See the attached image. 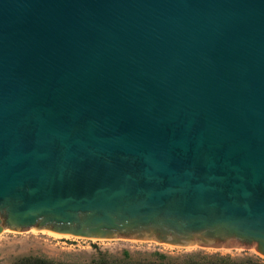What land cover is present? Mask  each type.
I'll list each match as a JSON object with an SVG mask.
<instances>
[{
  "label": "water",
  "instance_id": "obj_1",
  "mask_svg": "<svg viewBox=\"0 0 264 264\" xmlns=\"http://www.w3.org/2000/svg\"><path fill=\"white\" fill-rule=\"evenodd\" d=\"M264 258V0H0V235Z\"/></svg>",
  "mask_w": 264,
  "mask_h": 264
},
{
  "label": "rangeland",
  "instance_id": "obj_2",
  "mask_svg": "<svg viewBox=\"0 0 264 264\" xmlns=\"http://www.w3.org/2000/svg\"><path fill=\"white\" fill-rule=\"evenodd\" d=\"M192 253H220L236 259H261L254 250H204L199 248H177L150 242L124 239L108 242H72L50 233L33 229L30 233L5 230L0 235V264H12L16 260L35 256L70 263H89L100 254L111 260L129 258L135 262L160 260L177 262Z\"/></svg>",
  "mask_w": 264,
  "mask_h": 264
},
{
  "label": "trees",
  "instance_id": "obj_3",
  "mask_svg": "<svg viewBox=\"0 0 264 264\" xmlns=\"http://www.w3.org/2000/svg\"><path fill=\"white\" fill-rule=\"evenodd\" d=\"M12 264H80L70 263L64 261H55L42 257L27 256L22 257ZM84 264H264V260L245 258L236 259L230 255H222L220 253L208 254V253H192L186 255L183 259L177 262L167 261L164 256L160 257V260L148 261V262H135L129 258L121 260H111L104 255L100 254L98 258L92 260L89 263Z\"/></svg>",
  "mask_w": 264,
  "mask_h": 264
},
{
  "label": "bare ground",
  "instance_id": "obj_4",
  "mask_svg": "<svg viewBox=\"0 0 264 264\" xmlns=\"http://www.w3.org/2000/svg\"><path fill=\"white\" fill-rule=\"evenodd\" d=\"M54 236V235H53ZM58 237V236H57ZM60 238V237H59Z\"/></svg>",
  "mask_w": 264,
  "mask_h": 264
}]
</instances>
